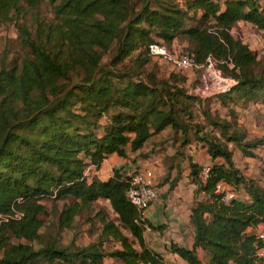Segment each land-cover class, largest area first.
<instances>
[{
    "label": "trees",
    "instance_id": "1",
    "mask_svg": "<svg viewBox=\"0 0 264 264\" xmlns=\"http://www.w3.org/2000/svg\"><path fill=\"white\" fill-rule=\"evenodd\" d=\"M44 2L50 19L33 29L17 24L26 56L0 68V264H104L107 258L160 264L161 256L144 243L145 222L126 198L130 174L115 168L107 180L96 177L109 154L125 158L126 147L139 152L154 134L163 136L164 152L175 161L168 168L179 171L186 161L195 191L204 194L190 210L192 248L172 244L171 251L188 264H201L195 248L205 252L204 264H264V255L257 254L263 240L246 232L264 223V188L240 173L227 146L252 155L249 149L264 144V136L243 140L229 121L204 111L217 129L200 133L201 126L192 124L196 98L185 94L174 75L157 77L151 65L159 58L146 50L157 43L171 53L170 45L184 40L189 46L179 53L198 64H232L229 75L236 83L216 95L222 106L264 101V57L232 35L239 22L264 32V0H0V26ZM170 132L180 133L177 149ZM190 140L206 145L212 159L224 160L210 164L204 179L203 165L188 152ZM217 183L233 197L225 201ZM228 184H242L250 202L237 199ZM45 197L62 202L57 232L47 236L40 218ZM103 199L116 221L95 210L97 240L67 243L80 213ZM108 241L120 248L106 251Z\"/></svg>",
    "mask_w": 264,
    "mask_h": 264
},
{
    "label": "crops",
    "instance_id": "2",
    "mask_svg": "<svg viewBox=\"0 0 264 264\" xmlns=\"http://www.w3.org/2000/svg\"><path fill=\"white\" fill-rule=\"evenodd\" d=\"M237 25H247L246 27L252 30V33L249 32L243 37L245 39L243 41L252 51L264 50L263 30L256 29L247 22H239ZM253 32L258 35H254ZM208 76L210 78L208 81L209 86L223 85V90L226 91L231 87L232 82L230 81L232 79L230 77L220 78L217 76L216 78L212 73H209ZM231 106L232 104H229V107ZM234 106L237 107V104H234ZM247 107L246 114L238 120L242 121L243 128L241 131L244 134L243 140L246 141L264 136V101L261 99L247 101ZM223 117H225L224 120L229 121L228 116L224 115ZM227 146L232 153L231 159L240 173L245 178L253 179L255 185L264 188V144L251 147L249 150L252 155H244L241 149L232 143H228ZM187 149L192 161L200 166L222 164L224 162L223 158L219 156L212 159L207 151V146L202 142L194 141L188 145ZM135 153L137 151L131 152L129 147H126L127 156L125 158L118 156L116 153L109 154L96 170V177L107 180L115 168H122L125 174H130L134 165H138L139 168L151 167L154 169V179L158 184L156 187L158 195L146 208L142 218L146 224L143 231L144 243L150 250L161 256L162 261L160 264H188L179 255L172 252L170 247L175 244L187 249L192 248L193 226L190 222V210L196 201L204 198V194L201 191H195L196 185L189 175V167L186 161L181 163L179 171H176V167L167 169L168 166H166V170L163 160L158 161V158L152 157L148 160H140V162L137 159L138 157H135ZM152 155L155 154L152 153ZM133 160L135 161L133 162ZM164 173L169 178L159 184L157 178L165 175ZM227 186L234 189V195L237 199L250 202V196L242 184H238L237 188L229 184ZM147 224L150 226L148 227ZM125 231L123 230L124 234L131 238L128 231ZM246 232H254L257 235L264 233V223L257 224L255 227H248ZM262 240L264 242V239ZM112 242L114 244L113 249L120 248L118 242ZM195 252L201 264H204L206 261L205 252L201 248H195ZM263 253L264 246L257 251L259 255H263Z\"/></svg>",
    "mask_w": 264,
    "mask_h": 264
},
{
    "label": "rangeland",
    "instance_id": "3",
    "mask_svg": "<svg viewBox=\"0 0 264 264\" xmlns=\"http://www.w3.org/2000/svg\"><path fill=\"white\" fill-rule=\"evenodd\" d=\"M51 18V8L50 5L46 2L41 3L37 10L26 11L22 9L18 15H13V20L7 22L0 26V68L11 65L12 63L18 64L19 61L26 56L27 49L23 47L21 43V39L19 37V31L17 28V24H26L27 28L33 29L37 22L46 21ZM247 26V25H246ZM245 25H237L232 31V35L236 38H240L245 40L243 37L247 33H252V30ZM254 35H258L256 32H253ZM262 37V36H260ZM264 37V36H263ZM264 41V38H262ZM259 45V43H258ZM189 44L184 40H179L177 43L170 45V50L173 49L175 52H179V50L186 49ZM264 46V45H263ZM257 50V49H255ZM256 52L258 58L264 57V50H257ZM137 53H135L136 55ZM107 56H105L101 63L106 62ZM127 65L131 63V61L126 59L124 61ZM153 65H151L153 72L159 78H167L169 75H174L178 83L184 89L185 94L189 96H193L196 98V102L192 105V124H198L201 126V132L213 130L214 127L208 124V120L206 121L203 116V111L206 112L210 117H219L220 119H225V116H228L229 122L234 125L237 130H242V121H238L242 118L243 115L246 114L247 101L237 104L235 107L233 104L231 107L222 106L220 100L216 98V95L223 94L226 90H223V85H215L209 86V76L208 74L212 73L217 78L218 77H230L232 79L233 86L236 83V80L229 75V70L232 68V64L227 63L226 66H222L221 63H216L215 61H204L199 63V66L195 69L186 70L183 72H179L172 66L169 59L166 58H152ZM229 82V83H230ZM223 86V87H222ZM226 86V85H225ZM226 89V88H225ZM228 91V90H227ZM255 99H260L259 97ZM250 101V100H249ZM231 104V103H230ZM249 106V105H248ZM241 108V109H240ZM227 112H226V111ZM255 112V111H254ZM193 128V127H192ZM191 128V129H192ZM217 129V128H214ZM189 132H192L190 130ZM188 132V133H189ZM176 134L177 141L174 144V149L178 148V144L181 142V138L178 133ZM163 136L159 134H154L147 141L145 148L139 150V152L135 153V157L140 160H148L149 158L155 157L158 158V161L163 160L166 166H174L175 161L170 160L164 152L163 146ZM192 142V140H190ZM189 141V142H190ZM177 146V147H176ZM149 147L153 150L149 151ZM176 147V148H175ZM151 152V153H150ZM154 153L155 155H152ZM173 159L177 161L180 159V156L176 155L175 157L171 155ZM141 162V161H140ZM169 169V168H167ZM166 169V170H167ZM154 172V169H152ZM165 174V173H164ZM166 174L158 176V183L161 184L165 182ZM156 180V179H155ZM46 207V214L40 216L43 224H45V233L44 236L49 234H55L57 232L56 229V218L58 214V210L61 207L62 202L60 201H52V198L45 197L41 200ZM95 210H101L106 216L115 220L117 216L112 211V209L108 206L107 200H98L93 203L89 209L84 210L80 213L78 221L76 222V226L65 239L68 243L70 241H78L80 240L82 243L87 244L91 241L97 240V233L99 230V223L96 217L93 216V212ZM8 217V216H7ZM91 217L92 221L87 222L88 218ZM4 220V219H3ZM127 232V231H125ZM128 234V233H127ZM104 249L109 251L113 249L114 244L112 241H108L104 243ZM104 264H120L119 261L115 259H105Z\"/></svg>",
    "mask_w": 264,
    "mask_h": 264
},
{
    "label": "built area",
    "instance_id": "4",
    "mask_svg": "<svg viewBox=\"0 0 264 264\" xmlns=\"http://www.w3.org/2000/svg\"><path fill=\"white\" fill-rule=\"evenodd\" d=\"M147 53L150 56H156L158 58L169 59L172 66L181 70L186 71L193 68H197L199 64L190 55L168 52L165 46L157 43H150L147 46ZM209 61V60H208ZM209 171V165H203L200 172V177L204 179ZM156 182L154 179V172L151 167L139 168L130 173L129 186L126 190L127 200L137 209L141 219L144 216L146 208L151 204L157 197V191L155 188ZM217 191H224L222 183L216 184ZM233 197V192L225 190L223 199L227 201ZM20 213H15V217H18ZM7 216H1L2 219H6ZM259 238L264 239V233L258 235ZM264 255V253H263Z\"/></svg>",
    "mask_w": 264,
    "mask_h": 264
}]
</instances>
